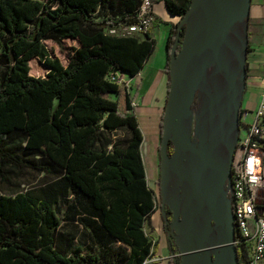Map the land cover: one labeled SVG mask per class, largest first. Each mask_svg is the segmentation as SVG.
Segmentation results:
<instances>
[{
  "label": "trees",
  "instance_id": "trees-1",
  "mask_svg": "<svg viewBox=\"0 0 264 264\" xmlns=\"http://www.w3.org/2000/svg\"><path fill=\"white\" fill-rule=\"evenodd\" d=\"M164 1L180 18L191 4ZM141 2L0 0V179L14 184L26 170L51 177L0 192V264H142L156 252L158 241L147 229L157 204L143 133L127 112L125 90L108 79L117 69L136 76L155 50L149 35L108 32L134 23ZM178 25L166 40L168 74ZM185 32L184 25L181 41ZM46 40L76 42L67 64ZM34 59L44 75L32 74ZM171 219L163 215L167 232ZM238 256L239 264L247 261L245 250Z\"/></svg>",
  "mask_w": 264,
  "mask_h": 264
},
{
  "label": "water",
  "instance_id": "water-1",
  "mask_svg": "<svg viewBox=\"0 0 264 264\" xmlns=\"http://www.w3.org/2000/svg\"><path fill=\"white\" fill-rule=\"evenodd\" d=\"M243 3L237 9L240 12L238 15L244 14L242 18H239V16H230L228 0H191L189 9L179 20L175 42L170 50V84L163 115L162 140L159 148L161 203L165 217L166 205L170 206V209L174 212L172 228H174L173 224L177 220V214L182 215V218L178 216L180 221L187 218L194 224V227L186 232L183 240H179L178 236H175L178 249L175 245L173 249L170 244L173 259L177 264H239L238 248L234 244L236 236L234 213L227 194V184L231 180V162L239 139L241 127L239 114L247 83L248 21L251 16L252 2L251 0H244ZM241 19L245 21L246 30L244 55L241 64L242 76L240 75L242 89L235 103L236 131L232 129L229 135L228 145H231V149L229 151L227 172L224 175L220 171L214 170L212 166L207 164L202 166L201 163L196 162L195 154L198 147L193 142L192 129L185 123L184 108L178 102V95L181 92L188 94L186 80L196 78L213 64L215 57L222 50L224 40L237 28ZM184 25L186 26V32L184 39L181 41V32ZM191 26L198 28L197 34L190 35ZM180 43L182 48L178 51ZM196 48H199V51L202 52V57L199 58L195 55ZM194 98L195 96L188 94L187 108L191 109L189 103ZM170 143L174 146L172 154L168 151ZM222 160H224L223 157ZM175 168L181 170L179 176H184L193 184L202 185V189L198 191L195 197L194 210L182 211L178 207L177 199L174 201L171 198L172 201H170L167 198L171 197L169 195L168 180L171 170ZM204 202L212 206L213 214L211 216L204 209ZM203 214L208 215H206L208 217L207 226L211 230V235L202 248L196 251H194L195 249L189 250V245L202 233ZM176 250L180 252L181 260L178 259V254L175 253ZM192 257L194 259H191Z\"/></svg>",
  "mask_w": 264,
  "mask_h": 264
},
{
  "label": "built area",
  "instance_id": "built-area-1",
  "mask_svg": "<svg viewBox=\"0 0 264 264\" xmlns=\"http://www.w3.org/2000/svg\"><path fill=\"white\" fill-rule=\"evenodd\" d=\"M154 6V0H142L136 10L137 20L134 23L110 28L108 32L117 36H151L156 19ZM137 76L120 69L108 74L110 81L125 90L131 105L127 112L134 114L139 105ZM240 130L231 162V180L227 184L236 229L234 244L247 253V261L242 264H264V76L261 99L253 120L241 126ZM159 260L152 253L142 264Z\"/></svg>",
  "mask_w": 264,
  "mask_h": 264
},
{
  "label": "crops",
  "instance_id": "crops-1",
  "mask_svg": "<svg viewBox=\"0 0 264 264\" xmlns=\"http://www.w3.org/2000/svg\"><path fill=\"white\" fill-rule=\"evenodd\" d=\"M155 1V14L156 19L153 22L151 29V37L156 41L154 52L147 58L144 68L138 73L136 91L138 92L139 105L135 109V115L138 118L140 128L144 134L145 142H149L150 149L154 153L158 143L161 139L160 122L165 110L169 89V74L166 71L167 65V47L166 40L172 24L179 21V16H173L169 13L164 0ZM253 5V4H252ZM253 20L259 22L264 18V0H256L254 6ZM164 24L167 26L164 27ZM170 26V28H169ZM140 37H144L140 35ZM263 42H256L251 45V51L248 52V61L250 63V70L248 68L247 86L244 95L249 90L247 105L244 109L243 121H246V113L254 115L263 89V76H264V39ZM244 97V96H243ZM244 99V98H243ZM155 136L158 138L156 140ZM142 156L144 148L141 147ZM160 160V152L158 149ZM145 165V163H144ZM160 165V162H159ZM146 173L149 172L148 167L145 166ZM157 172L148 173L151 175L152 182L156 181V174L160 175L159 166L157 163ZM160 180V177H159ZM159 183V182H158ZM152 188V187H151ZM153 189V188H152ZM150 231L158 241V248L154 253L160 258L159 261L151 262L148 264H176L173 259V252L170 247L169 236L164 229L163 225V208L160 206L153 212L150 219ZM178 254L177 250L175 251Z\"/></svg>",
  "mask_w": 264,
  "mask_h": 264
},
{
  "label": "rangeland",
  "instance_id": "rangeland-1",
  "mask_svg": "<svg viewBox=\"0 0 264 264\" xmlns=\"http://www.w3.org/2000/svg\"><path fill=\"white\" fill-rule=\"evenodd\" d=\"M251 2L253 5L251 8V16H250V19L248 21V36H249L250 44L253 45L256 42H259V43L263 42L262 40L264 39V18L261 19L259 22L253 20V18H254L253 13L255 11L254 6L256 3V0H251ZM179 20H180V18H179ZM166 26L167 25L164 24V27H166ZM169 28H170V26H169ZM245 34H246V32H245ZM249 42H248V46H247V53L252 50ZM45 43H46L47 47L49 48L50 52L53 55L58 56L64 64H67V62H68V52H69L70 46L76 44V42L73 40H67L64 42V44H58L52 40H46ZM244 48H245V46H244ZM263 52H264V49H263ZM31 65H32V74H34V75H44L45 74L46 68L38 59L32 60ZM237 65L238 64L236 63V69H237ZM250 67L251 66H250V63L248 61L249 70H250ZM248 71H247L246 75L248 74ZM240 75L242 76V72ZM211 79L214 80L213 78H211ZM246 81H247V78H246ZM216 82H218V81H216ZM222 82L223 83L220 86L223 87L224 90L221 91L220 96L215 95V97L218 98V103L216 106L214 105L212 107V110H211L212 114L211 115H213V117L209 118V121H211V122H210L209 126H207L208 127L207 131L211 132L212 130H217V134H215L213 137H211L212 140H211V138L208 139V143H211L213 141L217 142V144L221 148L220 153L223 155V156L221 155V161L223 163L224 160H222V157H223V159H225L226 150L229 146L228 140H229V135L231 133V130L233 129L236 131V118H235V116H236V104L235 103H236L237 98L239 96V93L242 89V86H240L239 83H237L238 78L236 77V74L233 75L232 80H230V79L224 80L222 78ZM246 86H247V83H246ZM246 86H245L244 93L246 91ZM200 93H202V90L198 88L196 91L195 98L189 103L190 108L192 109V110L190 109L189 111H195V109H198L200 107L199 98H198ZM115 95L116 94H112L111 96L116 97ZM248 95H249V90H247L246 94L243 97L244 99L242 100V104L244 106L243 107L244 109H246L245 106L247 105ZM225 98H227V99L225 100ZM246 110H248V109H246ZM163 115H164V113H163ZM218 116L222 120H220L218 118ZM245 119H246V121H248V123H251L253 120L252 114L246 113ZM162 120L163 119H161V121ZM241 120L243 121V119H241ZM160 125H161V122H160ZM196 125H197V122L193 123V121L190 120V126L192 127L191 134H192L193 142L195 143V145H197L198 148H200L201 140L198 139ZM240 134H241V130H240ZM155 138H156V140L158 139L156 136H155ZM161 140H162V138L160 139V142L158 143V146L156 147V149L153 153L152 150L150 149L149 142H145V137L143 134V142H142V146L144 148L143 160H144L145 166L148 167L150 174H151V172H154V173L157 172V170H156L157 169V163H158L159 170H160L159 162L161 161V159L159 160L158 149L160 148ZM159 152H160V150H159ZM222 165L227 169L228 161H227V165L225 163H223ZM148 177L151 179V175L148 174ZM159 177H160V175L156 174V181L152 182L150 180V187H152L154 190L157 208H159L160 205H162L160 185L158 183L160 181ZM50 179H51V177L45 175L44 173H40V172L33 171V170H26L23 174L17 175L14 178V184H9V183L0 179V192L14 193L15 191H17L19 189H26V188L31 187V186H37V185L45 184ZM184 179L187 180V178H185L184 176H178L177 179L174 178V182L177 183V185H179L178 187H179V193H180L179 196L177 194H175V196L178 197L177 201L176 200L175 201L178 203L179 208H180L179 202L184 201L185 204L181 208L183 211L194 210L195 202H193L192 200H190V198H188L186 196L185 197L187 200L185 201V199H184V193H185V190L183 189V184L185 182ZM175 191L176 190H174V189H171L169 191V195L171 197L170 198L167 197V198L170 199V201L174 200L173 196H174ZM171 198H172V200H171ZM191 203H193V204H191ZM186 208H187V210H186ZM179 215L180 214H177V216H179ZM181 218H182V216H181ZM185 220H187V218ZM185 220H183V221H185ZM176 224L177 223L174 224V228L178 232L180 239H183L182 238L183 232L182 231L180 232L179 230L176 229ZM192 227H194V224L190 220L189 229H191ZM147 229L150 231L149 225H147ZM184 233H186V232L184 231ZM210 235H211V232H209L207 227H205L203 225V230H202L201 235L197 238V241L194 244L189 246V250L195 249L196 245L197 246L201 245L200 247L202 248V246L204 245L203 243L206 242V239H208V237H210ZM175 236H178V235L175 234L173 237L174 238L173 239L174 245L178 249ZM154 238H155V236H154ZM177 257L179 260H181L179 251H178Z\"/></svg>",
  "mask_w": 264,
  "mask_h": 264
},
{
  "label": "bare ground",
  "instance_id": "bare-ground-1",
  "mask_svg": "<svg viewBox=\"0 0 264 264\" xmlns=\"http://www.w3.org/2000/svg\"><path fill=\"white\" fill-rule=\"evenodd\" d=\"M228 1L230 4V16L231 17L239 16V18H242L244 14L241 13L238 15V13L240 12H238L237 9L238 7L240 8V6L244 4L243 3L244 0H228ZM244 23H245L244 20L241 19V22H239L237 28L234 31H232L231 35L228 36L224 40L221 52L217 54L213 64L208 69L204 70L196 78H189L188 80H186L185 83H186V90L188 94H191L194 97L196 95V91H197L196 89L199 88L202 90V93H200L198 97L200 107L198 109H195V111H189L190 109L187 108L188 94L181 92L178 95V102L181 105V107L184 108V117H185L186 125L192 129V127L190 126V120L193 121V123L197 122V125H196L197 136H198V139L201 140V145H200V148H198L197 153L195 154L196 162L201 163L202 166H204V164L205 165L207 164L208 166H212L214 170L220 171L224 175L226 174L227 169L222 164L225 163L227 165V161H229V151L231 149V145L228 146L226 150V154H225V159L222 163L221 161L222 154L220 153L221 148L219 147L217 142L213 141L211 143H208V139H210L215 134H217V130H212L211 132H208L207 126H209L211 122L209 121V118L213 117V115H211L212 107L214 105L216 106L218 103V98H216L215 95L220 96L221 91L224 90L223 87L220 86L223 83L222 78L224 80L233 79V75L236 74V77L238 78L237 83L241 85L240 72H241V64H242L243 55H244V46H245V41H246L245 40L246 30H245ZM197 33H198V28L195 26H191L190 35H195ZM195 55H197L199 58L202 57V52L199 51V48H196ZM236 63L238 64L237 69H236ZM211 78H213L214 80H212ZM226 99L227 98H225V100ZM180 171L181 170L179 168L172 169L170 178L168 180L169 191L171 189L176 190L173 196L174 201L175 199H178V197L175 196V194H177L178 196L180 194L179 187H178L179 185H177V183L174 182V178L176 179L178 178ZM183 189L185 190V193H184L185 201L187 200L186 197H188L190 198V200L195 202L196 194L198 193L200 189H202V185L193 184L189 180H185L183 184ZM184 204H185L184 201L179 202L180 209L182 208ZM203 207L210 216L213 214V208L212 206H210L209 203L204 202ZM206 215L204 214L202 215L203 225L207 227L209 232H211V230L207 226V220H208L207 216L208 215L207 216ZM175 222L177 223L176 229L179 230L180 232L181 231L183 232L182 238H184L186 234L184 233V231L185 232L189 231L190 220L187 219L185 221H180L177 216V220ZM177 235H178L179 240H183V239H180L178 232H177ZM196 241L197 239H195L193 243H191L190 245L194 244ZM200 246L201 245L199 246L196 245L195 251L200 249L201 248ZM191 259H194V258L192 257Z\"/></svg>",
  "mask_w": 264,
  "mask_h": 264
},
{
  "label": "flooded vegetation",
  "instance_id": "flooded-vegetation-1",
  "mask_svg": "<svg viewBox=\"0 0 264 264\" xmlns=\"http://www.w3.org/2000/svg\"><path fill=\"white\" fill-rule=\"evenodd\" d=\"M251 8H252V3H251ZM172 149L173 150V152H174V146H173V144L172 143H170L169 144V146H168V149ZM172 152V153H173ZM171 153V154H172ZM160 206H162V205H160ZM165 211H166V213H169V215H171L172 216V219H171V221H170V223H169V227H170V232H171V230H172V232L170 233V232H167L166 230V232H167V234H168V236L172 239V241H173V237H174V235L175 234H177V232H176V230H175V228H172L171 227V224H172V221L174 220V212L170 209V206H168V205H166V207H165ZM180 217L182 216L181 214L179 215ZM176 223V222H175ZM174 223V224H175ZM173 224V225H174ZM174 227V226H173ZM174 242V241H173Z\"/></svg>",
  "mask_w": 264,
  "mask_h": 264
}]
</instances>
